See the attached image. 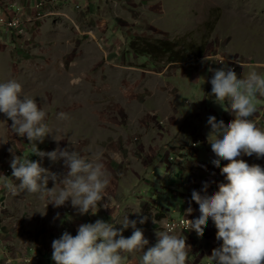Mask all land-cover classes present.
Instances as JSON below:
<instances>
[{
  "label": "rangeland",
  "instance_id": "obj_1",
  "mask_svg": "<svg viewBox=\"0 0 264 264\" xmlns=\"http://www.w3.org/2000/svg\"><path fill=\"white\" fill-rule=\"evenodd\" d=\"M9 1L0 0V18L13 16L5 9ZM43 1L32 12L14 4L26 20L17 29L0 23V201L7 196L5 208L9 199L21 197L29 210L20 226L40 234L52 228L61 237L75 226L72 217L59 223L61 215L81 219L79 212L74 215V203L104 211V172L111 183L119 172L129 193L131 178L147 170L155 150L169 143L176 161L201 136L193 135L189 144L182 136L191 86L208 82L219 56L238 65L264 56V0ZM210 16L216 22L212 30L205 26ZM205 35V58L187 63L153 61L130 46L143 36L180 39L182 48L190 40L199 44ZM20 157L24 172L18 178L8 175L6 168ZM12 181L19 187L7 195ZM77 186L83 187L80 200ZM55 203L66 210L58 212ZM167 217L154 230L172 234L162 227ZM197 223L187 232H196ZM102 243L96 244L101 255L91 261L104 262L100 249L108 247Z\"/></svg>",
  "mask_w": 264,
  "mask_h": 264
},
{
  "label": "crops",
  "instance_id": "obj_2",
  "mask_svg": "<svg viewBox=\"0 0 264 264\" xmlns=\"http://www.w3.org/2000/svg\"><path fill=\"white\" fill-rule=\"evenodd\" d=\"M38 1L10 0L5 9L15 12L14 4H20L24 11L32 12ZM218 58L216 72L208 74L206 84L198 80L191 86L194 91L188 94L190 103L185 104L184 113L190 117L183 139L189 144L193 135L203 138L195 155L184 151L173 161L169 143L162 151L155 150L147 170L131 178V193L130 189L125 192L117 170L113 183L104 172V211L86 210L74 203V215L79 212L84 220L66 214L59 220L58 215L59 223L72 217L75 225L61 237L52 228H43L40 234L20 226L18 220L24 221L29 205L21 197H12L0 212V263L24 264L26 258L38 253L40 259L32 264H206L216 260L222 264H264V56L239 63L228 76L221 75ZM174 129H169L172 137L177 135ZM247 130L256 135L245 134ZM229 141L231 145L223 153ZM77 188L80 200L83 187ZM114 189L121 191L119 197ZM115 199L121 202L114 205ZM53 208L66 210L58 203ZM192 213L198 216L196 232L172 235L154 230L160 218ZM54 223L57 225L56 218ZM97 241L108 247L100 249L104 262L89 259L101 255Z\"/></svg>",
  "mask_w": 264,
  "mask_h": 264
},
{
  "label": "trees",
  "instance_id": "obj_3",
  "mask_svg": "<svg viewBox=\"0 0 264 264\" xmlns=\"http://www.w3.org/2000/svg\"><path fill=\"white\" fill-rule=\"evenodd\" d=\"M215 23L213 16H210V19L205 22V26L210 25V30H212ZM207 37L208 35H205L199 44H195L196 42L193 43L192 40H190L185 42L186 44L184 47L179 48L180 39L170 40L161 38L153 41L146 37L138 36L131 40L130 46L139 56L148 57L153 61L165 60L173 63L202 57L206 52ZM181 38H184V36Z\"/></svg>",
  "mask_w": 264,
  "mask_h": 264
},
{
  "label": "built area",
  "instance_id": "obj_4",
  "mask_svg": "<svg viewBox=\"0 0 264 264\" xmlns=\"http://www.w3.org/2000/svg\"><path fill=\"white\" fill-rule=\"evenodd\" d=\"M19 16L22 15V7L17 6L16 10L13 14V16L10 18V25H4L5 29L12 30L13 29V23L18 22ZM218 63L220 65V73L222 76H228L230 73L237 70L238 66H235V59L220 57L218 59ZM243 64V63H242ZM247 133H252L253 135H256L254 130H250ZM231 145V141L227 142V144L223 147L222 151L223 153H226L228 150V147ZM16 162V169L14 170H5V172L13 176L15 178H18L21 176V174L24 172V169L26 168V161L23 157H20ZM215 162H219V160H215ZM19 187V184H16L15 181L11 182V186L8 187V194L15 193ZM7 198V196H6ZM6 198H2L0 203L2 204V209H4V201ZM198 216L196 214L192 215H182L178 218L173 217H167L165 221L162 222V227L166 231L173 232V231H189L195 227L196 222L198 221ZM69 232V228L67 230ZM37 255V253L35 254ZM77 264H84L83 262H78ZM208 264H214L213 262H208Z\"/></svg>",
  "mask_w": 264,
  "mask_h": 264
},
{
  "label": "bare ground",
  "instance_id": "obj_5",
  "mask_svg": "<svg viewBox=\"0 0 264 264\" xmlns=\"http://www.w3.org/2000/svg\"><path fill=\"white\" fill-rule=\"evenodd\" d=\"M49 0H46V2H48ZM64 1H67V0H64ZM44 3V1L43 0H39L38 1V4L37 5H42ZM45 5V4H44ZM9 18V17H8ZM40 18V17H39ZM0 23L1 24H3V25H10V19H3V18H0ZM22 24H24V21H23V19L21 18V16H19V18H18V22H14L13 23V29H17L18 27H20V25H22ZM23 30V29H22ZM16 31V30H15ZM20 32V31H19ZM235 66H238V63L237 62H235ZM43 80V79H42ZM249 134H252V133H249ZM251 136V135H250ZM202 141H203V138L201 137V136H196L193 140H192V142L190 143V145H189V147L187 148V152H188V154L189 155H195V153L198 151V149H199V147L201 146V144H202ZM188 146V145H187ZM215 160H219L218 158H216ZM14 169H16V162H13L10 166H8L7 168H6V170H14ZM210 171H211V169L210 168H208L207 169V172H209L210 173ZM66 229H64V231H65ZM39 255H36V257L35 258H33L32 259V261H34V260H38L39 259ZM29 259L30 258H26L25 260H26V262H30L29 261ZM31 261V262H32Z\"/></svg>",
  "mask_w": 264,
  "mask_h": 264
}]
</instances>
